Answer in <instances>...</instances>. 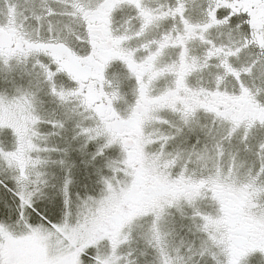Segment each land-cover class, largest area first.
<instances>
[{
	"label": "snow or ice",
	"instance_id": "snow-or-ice-1",
	"mask_svg": "<svg viewBox=\"0 0 264 264\" xmlns=\"http://www.w3.org/2000/svg\"><path fill=\"white\" fill-rule=\"evenodd\" d=\"M0 264H264V0H0Z\"/></svg>",
	"mask_w": 264,
	"mask_h": 264
}]
</instances>
